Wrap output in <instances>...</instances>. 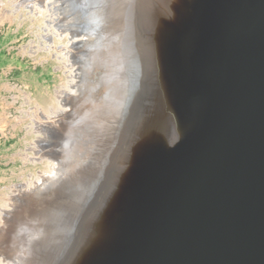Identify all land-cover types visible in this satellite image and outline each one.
I'll return each mask as SVG.
<instances>
[{
    "label": "bare ground",
    "instance_id": "bare-ground-1",
    "mask_svg": "<svg viewBox=\"0 0 264 264\" xmlns=\"http://www.w3.org/2000/svg\"><path fill=\"white\" fill-rule=\"evenodd\" d=\"M40 5L48 11L46 30L55 27L66 38L58 56L70 69L67 85L51 99L55 106L40 116L62 115L65 97L74 95L80 125L70 164L39 156L47 169L34 182L17 185L0 207L1 229L19 195L42 190L24 198L9 229L13 258L2 257L0 264H240L238 239L254 227L260 199L248 184L255 170L263 171L249 159L257 146L252 134L264 121V0H104L96 8L101 22L94 36L69 35L57 27L61 15L53 1ZM78 42L92 67L82 80L72 60ZM169 113L174 119L166 134ZM202 131L211 138L219 132L218 149L196 162L186 156L176 168L165 166L162 186L149 182L152 193L170 192L174 179H182L171 188L178 194L162 198L158 211L148 210L154 199L147 194L132 216L117 221L113 230L120 239L105 231L108 211L130 195L142 157L180 158ZM142 178L133 192L147 184ZM64 217L68 224L51 232L50 224ZM213 231L221 247L205 256ZM97 236L111 248L98 259Z\"/></svg>",
    "mask_w": 264,
    "mask_h": 264
},
{
    "label": "rangeland",
    "instance_id": "rangeland-1",
    "mask_svg": "<svg viewBox=\"0 0 264 264\" xmlns=\"http://www.w3.org/2000/svg\"><path fill=\"white\" fill-rule=\"evenodd\" d=\"M0 1V207H2L9 201V195L17 185L23 186L30 180L34 182L36 176L47 169V160H40L39 156L52 160L58 166L57 161L49 156L57 154L65 142L61 122L71 107L72 96L65 97L66 110L62 115L55 116V119L40 116V110L49 115L47 112L55 106L51 99L56 97L60 88L67 85L70 69L67 66L61 67L62 59L58 56L59 48L65 43L66 38H60L55 27L52 29L56 33L46 30L48 11L40 9V4L44 0ZM51 1L61 15L57 27L66 28L65 31L69 35L72 29L91 28L97 21L96 8L99 7V0ZM86 49L82 45H74L72 57L74 66L80 67L81 52ZM30 122L35 124L28 127ZM37 128L40 132H35ZM31 137L33 138L30 139Z\"/></svg>",
    "mask_w": 264,
    "mask_h": 264
},
{
    "label": "water",
    "instance_id": "water-1",
    "mask_svg": "<svg viewBox=\"0 0 264 264\" xmlns=\"http://www.w3.org/2000/svg\"><path fill=\"white\" fill-rule=\"evenodd\" d=\"M104 3V0H99V6H100V10L102 7V4ZM126 7V3L124 5ZM101 22V17H98L96 23L91 27H83L81 28V30H76V29H72L71 30V35L73 36H77L79 34H87L90 36H94L96 29L98 28L99 24ZM81 45L79 42L76 43L75 45ZM85 52L87 53V49L85 50ZM91 65L90 62L88 63V57L82 58V60L80 61V67H79V71H80V80L83 79L84 77V72L87 70V72H90L91 69ZM237 76V72L233 73V79L230 82V85L232 86V82L233 80H235ZM82 82V81H81ZM237 85L234 84V88L237 89V87H235ZM239 89V88H238ZM78 98V96H77ZM77 98H75V96H72V104L70 109L68 110L67 114H65V118L64 120L61 122V129H62V133L64 134V144L63 147L60 148V150H58L57 154H52L51 158H53L54 160L57 161V164L59 165H64L67 166L70 164V162L72 161V148L75 142V134L78 133V129H79V120H78V113L80 112V108L78 107V101ZM264 107V106H263ZM77 108V109H76ZM264 112V108L262 110ZM216 111H214L215 113ZM258 117V116H257ZM171 118H173V116H171V114L169 113L168 116H166L165 120H164V126L165 129L163 130V132L165 131V133L167 134L168 130H169V125L170 123L173 122V120L171 121ZM174 119V118H173ZM261 120H264V116L261 117ZM262 127H260L261 131L257 132L256 134H252L253 137L255 138L254 142H257V146L255 148H251V154H252V161L249 159L250 163L252 164V167L255 169L258 166L261 165L263 168V171H258L255 170L254 174H253V178L255 177V181L250 182V184H248V187H250V189H252L253 194H258L259 198L257 200V206L254 209V213H253V223H254V227H249L248 230L245 231V233L241 236L243 237H239L238 241L241 243L240 246L237 248L236 253L237 255L240 257V264H264V121L261 123ZM211 126V123L209 124ZM209 128V127H208ZM219 132H216L214 137H209V134H207V132L202 131L201 134L200 132H198L195 136L194 139L196 140V142L192 145L186 148V152L182 157H178L177 159H171V158H165V157H161L159 155H157V158H149L147 160L148 157H145L143 159H141L140 165L143 166V168L141 170H139L137 173L138 175H136L138 178L135 179V181H133L134 187H132V189H130V195L127 194L125 195L121 200H119V202L117 204H115L113 207H111L108 211V214L111 213V221H107V226H104L106 228L105 231L108 232H114V238L117 234H115V231L113 230L114 228H117V221L118 220H125L126 217L132 216V214L134 213L135 209L137 208V205L139 206L143 200L145 198H147V194L149 195L148 199H154L151 204V208H149L148 210L151 209V211H158L160 209V200L162 198H168L170 195L172 194H178L177 192L175 193L176 190L171 191V188H174V186L178 185V181L182 182V179H174L173 180V184H171L170 187V192H168V190H161V191H157L156 193H152L151 187H149V182H153L154 184H158V186H162L163 183V178L162 176H159L161 170H163V168H165V166H173L175 164V168L178 167V161H180L181 163H183L184 158L186 156H188L189 158H194V162H196L197 160H200L201 158H204L206 156H208V154L212 153L215 149H218V145L217 143L220 141V139L216 140V138H219ZM188 135V134H187ZM221 136V135H220ZM168 138V136H167ZM166 138V139H167ZM197 138V139H196ZM251 141V140H250ZM151 153V151H150ZM144 154V153H143ZM159 156V157H158ZM191 158V159H192ZM192 164V163H190ZM141 166V167H142ZM197 166V165H196ZM194 166V167H196ZM193 167V168H194ZM174 168V174H175V169ZM253 169V170H254ZM179 174L178 168H177V175ZM251 174V173H250ZM143 177V178H142ZM189 175L185 180L189 179ZM142 178V183L146 184V185H140L139 187V191L138 192H133L134 189H136V183L139 184L140 181H138V179ZM56 180H53V182ZM251 181V180H250ZM51 182V181H50ZM49 182V183H50ZM165 184V183H164ZM48 184H46L45 186H43V188H46ZM167 185V184H166ZM181 185V184H180ZM131 186V185H130ZM40 188V187H39ZM41 189V188H40ZM38 188L32 190L31 192L28 193H24L22 195H19L17 197V202L15 203V205L13 206V208H11L12 210H8L6 212L5 215V220H6V224L3 228H1V235H0V258L4 257V258H8L11 259L13 258L12 253L9 251L11 250L9 244H10V238H9V229L11 226L12 221L14 220L15 217H17V212L19 207L23 204V202L25 201V197H27L30 193H35L36 191H42ZM44 190V189H43ZM250 193V192H249ZM24 200V201H23ZM139 203V204H138ZM154 207V209H153ZM74 212V211H73ZM67 216L69 218V213L67 212ZM74 215V214H73ZM72 215V216H73ZM248 215V213H247ZM212 216V215H211ZM249 216V215H248ZM66 217H64L62 219V221L58 224V225H53L50 224V228H51V232H56L57 228H60L61 225L66 226L68 223H66L67 221L63 222ZM214 217V215H213ZM216 218V217H214ZM231 221V219L227 218L225 221V224H228ZM121 222V221H120ZM243 225V224H242ZM103 226V225H102ZM120 227V226H119ZM6 234V237H5ZM106 236V233H105ZM121 235H117V238L120 239ZM7 238L9 239V243H6L4 240ZM207 246L205 247L204 250V255H210L212 253L215 254V251H217L216 249H219L221 247V236L219 235V232L217 234H214L213 231V235L212 237H207ZM94 241H97L96 243V249L93 251L95 252L93 254L94 258L98 259L100 258L105 252L109 251L111 252V248L109 245V241L107 242L105 238L101 237L99 238V236H97ZM2 242L4 243V245L2 244ZM219 246V248H218ZM203 254V253H202ZM107 263V261L105 260H101ZM103 262H100L99 264H102Z\"/></svg>",
    "mask_w": 264,
    "mask_h": 264
}]
</instances>
